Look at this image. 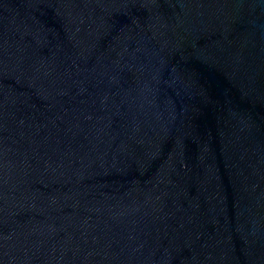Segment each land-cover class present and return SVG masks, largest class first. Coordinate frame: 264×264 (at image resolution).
<instances>
[{
    "label": "water",
    "instance_id": "1",
    "mask_svg": "<svg viewBox=\"0 0 264 264\" xmlns=\"http://www.w3.org/2000/svg\"><path fill=\"white\" fill-rule=\"evenodd\" d=\"M0 264H264V0H0Z\"/></svg>",
    "mask_w": 264,
    "mask_h": 264
}]
</instances>
